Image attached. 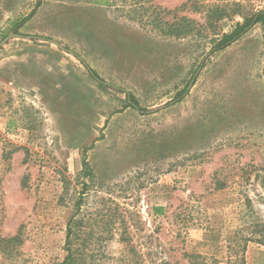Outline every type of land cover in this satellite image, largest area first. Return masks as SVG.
Listing matches in <instances>:
<instances>
[{"label":"rangeland","instance_id":"374dc122","mask_svg":"<svg viewBox=\"0 0 264 264\" xmlns=\"http://www.w3.org/2000/svg\"><path fill=\"white\" fill-rule=\"evenodd\" d=\"M198 3L240 8L0 0V264H60L68 225L79 264H264V25L214 50L264 0Z\"/></svg>","mask_w":264,"mask_h":264},{"label":"trees","instance_id":"16d2710c","mask_svg":"<svg viewBox=\"0 0 264 264\" xmlns=\"http://www.w3.org/2000/svg\"><path fill=\"white\" fill-rule=\"evenodd\" d=\"M187 3H189L193 10H200V8L207 10L206 11V22L209 25L210 28L214 29L216 26V23L222 21L225 18L230 17V13L234 14V12H239L240 5L238 3H233L232 6L231 4L229 5H210L207 8L206 7H200L201 5L198 3V0H187ZM230 8H233L231 10ZM31 14L22 20L20 24L14 25L12 27V32H15L18 27H20L29 17ZM256 23H261L264 25V12L259 11L255 12L251 15V17L245 18L244 22L242 24H236V28L234 29L233 32L230 34L223 35L222 39L219 41L217 46L215 47V51L223 50L230 46L233 42L238 40L239 37H241L244 33H246L252 25ZM167 33L172 34L176 38H185L188 37L190 34L193 33V27L192 23L189 22L185 18H181L178 22H176L174 25H171L167 29ZM197 34H200L199 32H196ZM91 73V72H90ZM128 100H130L132 103L129 105L133 109L139 110L141 113L143 112L137 105V102L131 97V95L127 94ZM144 114V113H143ZM86 166V169H88L87 163L84 161L83 163ZM72 227L68 225L67 228V237H66V257L60 264H79L81 262L80 260L77 259V254L71 249L70 246V237L72 235ZM20 242L19 235H15L14 237L11 238H2L0 237V252L3 254L5 258H10L12 254V250L15 246L16 243ZM264 244V243H263ZM190 259L192 258L193 261H191V264H204L203 262H197L194 261L196 257L190 256ZM165 264V263H164ZM242 264H246L244 261H242Z\"/></svg>","mask_w":264,"mask_h":264},{"label":"water","instance_id":"95a60500","mask_svg":"<svg viewBox=\"0 0 264 264\" xmlns=\"http://www.w3.org/2000/svg\"><path fill=\"white\" fill-rule=\"evenodd\" d=\"M10 37H16V36H15V35H11ZM27 39H31V38H30V37H27ZM40 40L44 41L43 39H40ZM6 41H8V39H5V40L1 43L0 46L4 45V43H5ZM46 41L49 42V43L54 44L56 47H58V48L61 49V50L63 49L58 43H56V42H54V41H51V40H46ZM63 50H64V49H63ZM192 84H193V81H191V83H190V85H189L187 91L190 90V88L192 87Z\"/></svg>","mask_w":264,"mask_h":264}]
</instances>
